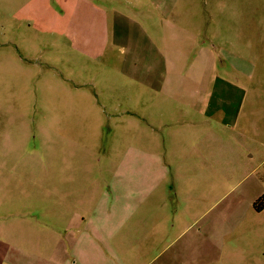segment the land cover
Instances as JSON below:
<instances>
[{
	"label": "rangeland",
	"instance_id": "obj_1",
	"mask_svg": "<svg viewBox=\"0 0 264 264\" xmlns=\"http://www.w3.org/2000/svg\"><path fill=\"white\" fill-rule=\"evenodd\" d=\"M162 1L0 0V233L13 243L74 244L47 231L69 223L60 198L69 216L98 181L99 264H264V0H179L177 28ZM142 83L177 85L184 103L155 109L151 170L129 177L128 131L147 142V123L127 121ZM130 179L150 183L120 194ZM31 254L10 258L55 264Z\"/></svg>",
	"mask_w": 264,
	"mask_h": 264
},
{
	"label": "crops",
	"instance_id": "obj_2",
	"mask_svg": "<svg viewBox=\"0 0 264 264\" xmlns=\"http://www.w3.org/2000/svg\"><path fill=\"white\" fill-rule=\"evenodd\" d=\"M170 0H163L162 3L156 4L155 6L158 8L159 12L162 15V21L164 25L167 27H173L177 28V26L170 21L172 14L168 13L170 11H174L175 8L178 6V1L179 0H174V3L172 5H169ZM168 8V9H167ZM177 34H175V37ZM211 57H214L213 54H211ZM175 56H173L174 59ZM141 90L140 92L143 94L139 96L137 99H132L133 97H129V101H131V110L128 111L127 113L130 115H127L128 119V124H135L136 121L147 123L148 129L143 130V134L147 136V142L150 143L147 144L143 147H140L139 145L136 144L134 141L135 135L134 132L128 131L129 135H127L128 139V146L125 149V159H127L126 163H123V161L120 163L122 166L126 164V169L123 171H129L128 176H132L134 172H142L144 173V177L146 176V172H150L151 166H150V159L151 156H153L152 150L150 149L151 147V140L153 137L159 135L160 131L162 130L161 126L155 127L152 124L153 117L155 115H158L160 113L161 108L166 106L167 104L172 108H179L180 104H183L184 97L181 94V88L178 87L177 85H160L157 90H152L151 87L148 85H145V83H142L140 85ZM180 88V89H179ZM149 92H155L157 96H155L154 99L152 100V103L155 101L154 104H150L149 101L147 100V94ZM197 97L199 96V90L197 92ZM170 96L173 98V101L166 103L165 100L167 99V96ZM196 101V97L194 99ZM134 102V103H133ZM179 102V103H178ZM141 104L142 111L137 112L136 110H133L135 107L137 108ZM200 102H194L192 103L193 109L196 110H203L204 106H199ZM99 105L101 103L99 102ZM105 105V104H102ZM121 102L120 101H114L112 103V107L115 109L120 108ZM189 105V104H188ZM158 113L154 114L153 112L155 111L156 108H158ZM183 107V106H182ZM116 113H118V116L120 115V112L118 110H115ZM197 111V112H198ZM126 112H124L125 114ZM123 115V113L121 114ZM123 118V116H120L119 119ZM137 118V119H136ZM140 118V119H139ZM131 128V127H129ZM131 139V140H130ZM136 140V138H135ZM132 141V142H130ZM150 146V147H149ZM137 158H140L143 162V164L136 163L135 165V160ZM125 167V166H124ZM119 171V170H118ZM122 171V172H123ZM121 172V173H122ZM118 172L116 173V175ZM118 178H121L122 176H117ZM135 177V176H134ZM132 178V177H131ZM139 182L140 186H142V190L146 189L145 187L149 185L150 180H143L142 182L137 180V179H130L128 181H121L119 182V187H120V194L122 192H125L126 189H131V187L135 186V183ZM95 184V185H94ZM86 185L88 186L87 183L83 182L80 185V188H84V191H82L81 198L79 199L80 206L78 209L74 210L73 214H70L68 216V213L66 211L68 210V207L71 208V206L67 202V198L62 197L60 198L61 201H63L62 209L64 210V215L65 217L69 220V223L65 225V228H60V229H55L54 227L49 229L47 231L48 235H53V236H58L62 237L64 234V231H71V232H76L78 233L77 239L75 240L74 244H67L66 243V237H65V243H60L59 244H54L53 241L49 246L40 247L37 246H31L30 248L24 246L23 244H20L18 240L16 239L17 242H12V239L9 238L8 232L1 231L0 233V264H20V260H11L10 254L15 255L13 256H20L24 252H31L34 258L36 259H41V260H46L47 262L51 263H61L62 264H70V263H78L81 260H84L88 264H99V182L97 181L96 183L92 182L90 184L91 190L89 192L86 191ZM94 185V186H93ZM48 193H47V200L46 202H43V205L46 206L47 209V215L49 219L51 220H56V211L59 207L60 202L57 201V198L55 197V188L56 186L51 182V184H48ZM136 188V187H135ZM134 189V188H133ZM85 194L87 195H94L95 197V203L96 206L94 207V210L91 211L90 213H86L87 207H88V199L89 197H85ZM264 211V210H263ZM41 215L39 217H43V212H40ZM39 221V218H38ZM19 231L18 229L16 230V236L18 235ZM68 236V235H67ZM17 253V254H16ZM19 253V255H18ZM35 255V256H34ZM12 261V262H9ZM2 262V263H1Z\"/></svg>",
	"mask_w": 264,
	"mask_h": 264
},
{
	"label": "trees",
	"instance_id": "obj_3",
	"mask_svg": "<svg viewBox=\"0 0 264 264\" xmlns=\"http://www.w3.org/2000/svg\"><path fill=\"white\" fill-rule=\"evenodd\" d=\"M255 207L258 212H262L264 210V196L257 201Z\"/></svg>",
	"mask_w": 264,
	"mask_h": 264
}]
</instances>
